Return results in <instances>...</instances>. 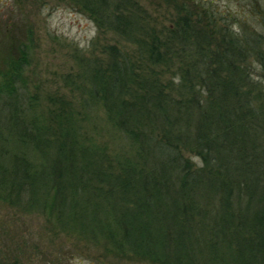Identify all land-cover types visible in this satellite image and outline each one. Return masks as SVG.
Masks as SVG:
<instances>
[{"label":"trees","instance_id":"16d2710c","mask_svg":"<svg viewBox=\"0 0 264 264\" xmlns=\"http://www.w3.org/2000/svg\"><path fill=\"white\" fill-rule=\"evenodd\" d=\"M62 1L138 54L81 58L80 109L59 97L45 114L22 77L28 44L7 28L0 199L162 264H264V11L249 0L237 24L216 0H165L174 18L158 29L137 1ZM99 101L113 148L87 129Z\"/></svg>","mask_w":264,"mask_h":264},{"label":"rangeland","instance_id":"374dc122","mask_svg":"<svg viewBox=\"0 0 264 264\" xmlns=\"http://www.w3.org/2000/svg\"><path fill=\"white\" fill-rule=\"evenodd\" d=\"M130 1H137L140 18H147L151 27L170 26L174 18L170 2ZM248 1L216 0V6L219 11H228L232 15L229 18L231 22L248 24L246 21L251 13ZM254 1L257 3L255 10L264 11V0ZM70 2L0 0V51L7 50L9 44L7 28L15 29V41L28 44L29 58L23 63L28 66L22 77L26 91L30 97H37L39 108L45 114L52 98L64 97L80 109V101L86 96V91L82 92L79 88L73 90L72 84L83 85V80L79 78L81 58L92 65H103L110 59L107 47L111 45L118 46L128 55L138 54L133 43L125 41L122 33L117 34L108 27L100 29L88 11ZM0 65L4 64L0 62ZM91 109L96 129H93V124H87V129L97 134L98 142L109 145L111 127L108 126L102 102H97ZM109 146L113 148V144ZM185 156L190 158L193 168L202 163L195 152L185 151ZM0 264L162 263L131 251L117 250L107 238L96 240L82 231H66L59 228L46 213L0 199Z\"/></svg>","mask_w":264,"mask_h":264}]
</instances>
